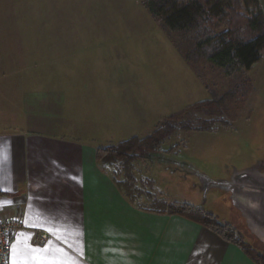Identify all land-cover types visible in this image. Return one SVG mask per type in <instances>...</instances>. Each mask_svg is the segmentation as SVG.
<instances>
[{
	"label": "rangeland",
	"instance_id": "374dc122",
	"mask_svg": "<svg viewBox=\"0 0 264 264\" xmlns=\"http://www.w3.org/2000/svg\"><path fill=\"white\" fill-rule=\"evenodd\" d=\"M144 1L0 0V55L12 69L26 70L11 74L12 124L18 127L19 117L55 120L104 148L145 138L168 117L243 85L212 131L175 132L156 155L128 167L133 186L126 185L148 209L200 206L264 259V245L247 230L230 194L213 186L264 160V51L249 72L231 78L204 61L192 67ZM224 30L221 19L217 32ZM186 38L176 35L178 42ZM194 115L198 126L212 121ZM112 171L125 181L121 164Z\"/></svg>",
	"mask_w": 264,
	"mask_h": 264
},
{
	"label": "crops",
	"instance_id": "0c3cea01",
	"mask_svg": "<svg viewBox=\"0 0 264 264\" xmlns=\"http://www.w3.org/2000/svg\"><path fill=\"white\" fill-rule=\"evenodd\" d=\"M25 71L0 55V219L22 224L9 264H256L200 223L141 206L112 171L119 164L103 166V147L81 134L55 120L19 117L15 128L11 74ZM40 234L45 245L36 243Z\"/></svg>",
	"mask_w": 264,
	"mask_h": 264
},
{
	"label": "trees",
	"instance_id": "16d2710c",
	"mask_svg": "<svg viewBox=\"0 0 264 264\" xmlns=\"http://www.w3.org/2000/svg\"><path fill=\"white\" fill-rule=\"evenodd\" d=\"M144 6L153 18L160 21L164 33L192 67L196 62L204 61L231 78L238 72H249L264 51V14L258 0H145ZM221 19L225 20V30L218 33L217 23ZM178 34L188 36L184 43L176 40ZM244 82V86L249 85L248 81ZM241 86H234L232 91L220 97L212 94L210 100L196 103L168 117L145 138L134 137L97 149V159L103 166L121 164L125 168L127 179L123 189L127 195L134 197V192L126 185L129 182L133 186L128 167L156 155L161 143L177 131H212L216 121L228 113L227 105L231 98L246 89ZM243 94L247 96L248 91ZM195 113L203 114L212 121H202L198 126L195 124L198 120H194ZM164 210L200 223L223 239L240 245L256 264H264L263 258L241 241L233 239V232H229L228 226L220 224L216 217L203 209L187 203H174Z\"/></svg>",
	"mask_w": 264,
	"mask_h": 264
},
{
	"label": "water",
	"instance_id": "95a60500",
	"mask_svg": "<svg viewBox=\"0 0 264 264\" xmlns=\"http://www.w3.org/2000/svg\"><path fill=\"white\" fill-rule=\"evenodd\" d=\"M227 191L245 227L264 245V160L259 166L236 173L231 181L215 182Z\"/></svg>",
	"mask_w": 264,
	"mask_h": 264
},
{
	"label": "built area",
	"instance_id": "2783aa9c",
	"mask_svg": "<svg viewBox=\"0 0 264 264\" xmlns=\"http://www.w3.org/2000/svg\"><path fill=\"white\" fill-rule=\"evenodd\" d=\"M22 227L19 218L9 220L0 219V264H9V254L11 250L12 236ZM48 237L45 234H40L36 237L38 245H45Z\"/></svg>",
	"mask_w": 264,
	"mask_h": 264
}]
</instances>
